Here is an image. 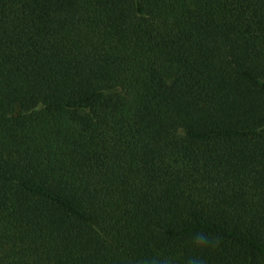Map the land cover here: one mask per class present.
I'll return each mask as SVG.
<instances>
[{
  "label": "trees",
  "instance_id": "16d2710c",
  "mask_svg": "<svg viewBox=\"0 0 264 264\" xmlns=\"http://www.w3.org/2000/svg\"><path fill=\"white\" fill-rule=\"evenodd\" d=\"M155 255L264 264V0H0V264Z\"/></svg>",
  "mask_w": 264,
  "mask_h": 264
},
{
  "label": "clouds",
  "instance_id": "9594fccd",
  "mask_svg": "<svg viewBox=\"0 0 264 264\" xmlns=\"http://www.w3.org/2000/svg\"><path fill=\"white\" fill-rule=\"evenodd\" d=\"M191 244L197 249H214L219 246V240L205 233L197 232L192 236ZM138 264H175V260L173 257L155 255L139 261ZM184 264H206V262L201 257L190 256L184 261Z\"/></svg>",
  "mask_w": 264,
  "mask_h": 264
}]
</instances>
